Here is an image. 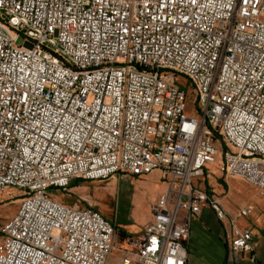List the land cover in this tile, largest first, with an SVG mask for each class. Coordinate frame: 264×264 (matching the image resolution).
<instances>
[{
	"label": "built area",
	"instance_id": "obj_1",
	"mask_svg": "<svg viewBox=\"0 0 264 264\" xmlns=\"http://www.w3.org/2000/svg\"><path fill=\"white\" fill-rule=\"evenodd\" d=\"M212 166L264 195V0H0V195L21 198L0 264H114L117 219L53 191L154 172L169 189L117 264H191L204 208L256 263L198 185Z\"/></svg>",
	"mask_w": 264,
	"mask_h": 264
},
{
	"label": "rangeland",
	"instance_id": "obj_2",
	"mask_svg": "<svg viewBox=\"0 0 264 264\" xmlns=\"http://www.w3.org/2000/svg\"><path fill=\"white\" fill-rule=\"evenodd\" d=\"M19 44H22V41ZM168 80L181 89L188 90V82L184 77L172 74ZM191 100L190 97L189 104ZM196 113L199 114L198 111ZM189 114H195L191 106ZM226 180L217 167L212 166L208 169L207 182L199 181L198 185L203 190L208 187L217 196L228 193L224 203L233 211L242 203L260 199V193L244 182L238 179ZM168 189V184L161 180L147 179L144 183V179L138 177L113 175L104 181L82 182L78 193L72 196L75 199L90 201L105 218L117 219L122 230L128 232L131 227L140 228L144 225V215L148 212L149 205L167 193ZM53 193L62 194L56 190ZM20 205L21 198L16 189H8L0 195V229L18 213ZM243 221L244 219L239 217L237 223L241 224ZM191 236L196 238L198 245L210 246L211 242L204 237L213 235L199 221H193ZM212 252L207 247L204 251L199 250L192 244L189 247L191 263L219 264L220 258Z\"/></svg>",
	"mask_w": 264,
	"mask_h": 264
},
{
	"label": "crops",
	"instance_id": "obj_3",
	"mask_svg": "<svg viewBox=\"0 0 264 264\" xmlns=\"http://www.w3.org/2000/svg\"><path fill=\"white\" fill-rule=\"evenodd\" d=\"M141 179H144V183H145L147 179L161 180V176L160 173L154 172L145 177H142ZM82 182L85 181L75 182L71 186L69 192L67 193L62 192L61 195H55L53 193V196L57 200H59L60 202H62L63 204L69 207L79 210L84 209L87 207V203L90 201L87 200L85 201V199L84 200L75 199L72 196L78 193ZM163 182L167 184L165 181ZM206 182H207V178L205 180V183ZM206 190L213 193L211 190L208 189V187L206 188ZM17 193L19 194L18 190ZM227 196L228 193L220 197L222 201L221 202L222 206L225 209L228 218L238 216V218L240 217L244 219V221L241 224L237 223V226L240 229H250L252 231L253 247H254V255L256 257V263L250 262V257H251L250 254L241 253V252L235 253L232 251L230 246L229 236H227L230 231L229 225L227 224V222L220 223L215 218L212 210L209 208H204L200 216L194 218L193 221H199L201 225H203L213 235L206 237L203 236L204 238H206L211 242V245L210 246L198 245L196 243V238L191 236L190 233L189 242L187 244L188 252H189V247L193 244L199 250L204 251L206 250L207 247L210 251H213L212 253L220 258L219 264H264V195L260 193L259 200H251L242 203L240 207L234 211L230 210L228 204L224 203V200H226ZM156 201H154L149 205L148 212L144 215V223H143L144 225L140 228L131 227L130 231L125 232L124 230H122L117 220L118 229L115 238L114 249L111 255V261L114 264H117L124 254L128 252H132L137 249V246L142 238L143 230L152 220V206ZM93 206L95 207V205ZM95 209L97 208L95 207ZM243 212H247V213H243ZM191 230H192V224H191ZM201 254H204V252H201ZM188 261L191 263L189 253H188Z\"/></svg>",
	"mask_w": 264,
	"mask_h": 264
},
{
	"label": "trees",
	"instance_id": "obj_4",
	"mask_svg": "<svg viewBox=\"0 0 264 264\" xmlns=\"http://www.w3.org/2000/svg\"><path fill=\"white\" fill-rule=\"evenodd\" d=\"M107 219V218H106ZM123 235V234H122Z\"/></svg>",
	"mask_w": 264,
	"mask_h": 264
}]
</instances>
